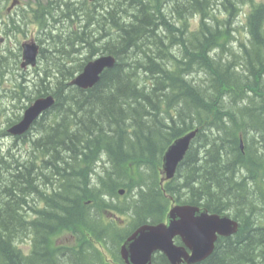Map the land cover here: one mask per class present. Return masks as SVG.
<instances>
[{
	"label": "trees",
	"instance_id": "16d2710c",
	"mask_svg": "<svg viewBox=\"0 0 264 264\" xmlns=\"http://www.w3.org/2000/svg\"><path fill=\"white\" fill-rule=\"evenodd\" d=\"M3 1L2 35L34 30L42 45L30 80L19 42L0 51V79L16 71L11 103L55 101L13 138L22 157L0 154V264H122L126 234L103 213L157 222L170 200L240 222L200 264H264V0H29L12 15ZM99 55L115 63L98 82L70 85ZM194 129L175 179L161 185L164 150ZM121 188L137 190L111 208ZM61 235L78 246H56Z\"/></svg>",
	"mask_w": 264,
	"mask_h": 264
},
{
	"label": "water",
	"instance_id": "95a60500",
	"mask_svg": "<svg viewBox=\"0 0 264 264\" xmlns=\"http://www.w3.org/2000/svg\"><path fill=\"white\" fill-rule=\"evenodd\" d=\"M21 49V67L34 66L39 47L34 42H25ZM114 63L113 57L100 56L88 62L70 84L80 89L91 88L98 82L100 74ZM53 103L52 96L36 99L23 112L21 120L8 129V133L13 136L24 134ZM195 134L196 131H192L177 138L165 151L162 172L166 180L174 177ZM237 228L238 224L227 216L209 214L197 206L176 205L169 210L166 223L137 228L121 245L120 256L125 264H151L152 254L161 252L170 264H196L210 256L217 236H231ZM175 237L180 238L181 246L174 244Z\"/></svg>",
	"mask_w": 264,
	"mask_h": 264
},
{
	"label": "rangeland",
	"instance_id": "374dc122",
	"mask_svg": "<svg viewBox=\"0 0 264 264\" xmlns=\"http://www.w3.org/2000/svg\"><path fill=\"white\" fill-rule=\"evenodd\" d=\"M19 1H20V6H22V7L28 2V0H19ZM257 1L262 2L263 0H257ZM1 2H0V5H1ZM10 4H11V0L6 2V6H10ZM55 17L56 18L57 17L62 18V15L57 14ZM91 23H94V20H92ZM93 25L94 24L90 25L88 27V30H91V28H93ZM68 26L69 25H67L65 29H68ZM27 33H29V32H27ZM34 36L36 38V35H34ZM28 37H29L28 35L23 36V37L18 36V35H15V37H14V35H11V37L9 38L8 41H2L1 42L0 51L2 49L4 50L5 48L14 49V47L17 46V44H16L17 42H19V44H20L22 41L27 40ZM30 72H31V70L26 72L27 76H28V77H26V79L30 80L33 77L32 75L29 74ZM13 75H16V71H14L12 75L9 74L8 76L4 77L3 79H0V154L1 153L7 154V152H14L16 157H20V156L22 157L25 154L24 151L26 150V147L24 145H22V142H19L18 145L20 144V146L16 147L14 145L13 139L9 135H7V133H6V125H7V121H8L7 119H9V118L13 119L14 115L21 116L23 110L19 111V110H17L16 107H17V105H19V106L24 105V103H22L21 101L19 102L20 104H17L16 106H15L16 102H15V104H12L10 99H12L13 101L16 99H14V97L11 94H9V92L7 93V91H9L14 86ZM19 81H20V79L17 80V82H19ZM34 134L35 133L33 132L32 135H34ZM159 176H161V174H159ZM135 190H137V189H134L132 191L130 197L126 196L127 191H126V193H124V195H119L117 198L114 199V201H112V204L111 203L109 204V206L111 208H114V207H118L119 205H122V204H118L119 202H124V201L129 202L132 198H134V194L136 193ZM245 191H246V189H245ZM109 201H111V200H109ZM132 201H135V199H133ZM98 208L99 207L96 206L93 210H91V211H93L92 212L93 217H96V218L99 217V209ZM258 208H264V207H258ZM112 215L116 216L117 217L116 220L119 221L118 223H114L117 228L120 227V228L124 229L127 227L128 223H129L128 217H130V215H128V217H127L126 214L115 213V211H113L112 209L111 210L109 209L107 214L103 213L102 217H103L104 221L108 222L109 220H111ZM132 215L134 218H136L134 212H132ZM259 217H260V219H262L261 218L262 216L259 215ZM134 218H132L133 221H135ZM120 219L122 220L121 223H120ZM136 220H137V218H136ZM261 222H264V221L261 220ZM67 241H71L70 235H61L55 239V242H57V243H55V245H64L67 243ZM63 264H70V262L69 261H63Z\"/></svg>",
	"mask_w": 264,
	"mask_h": 264
},
{
	"label": "flooded vegetation",
	"instance_id": "af4514ba",
	"mask_svg": "<svg viewBox=\"0 0 264 264\" xmlns=\"http://www.w3.org/2000/svg\"><path fill=\"white\" fill-rule=\"evenodd\" d=\"M252 160H254L251 156H249V158L246 160L247 161V163H249V165L251 164V161ZM256 177L254 178V179H252L251 181V184L250 183H247V185H245V187L247 186V196H249V194L250 193H252V194H254V190H253V188H254V183L256 182ZM263 190H264V185H263ZM258 210H259V208H258ZM238 221V220H237ZM239 222V221H238ZM240 223V222H239ZM210 257V256H209ZM208 257V258H209ZM207 258V259H208ZM164 257L163 256H153L152 257V264H158L159 262L160 263H162V262H164ZM166 260V259H165ZM253 262H256L255 261V259L253 260ZM166 263H167V261H166ZM263 263V262H262ZM168 264V263H167ZM212 264V263H211Z\"/></svg>",
	"mask_w": 264,
	"mask_h": 264
},
{
	"label": "bare ground",
	"instance_id": "6f19581e",
	"mask_svg": "<svg viewBox=\"0 0 264 264\" xmlns=\"http://www.w3.org/2000/svg\"><path fill=\"white\" fill-rule=\"evenodd\" d=\"M8 135V134H7ZM15 149V148H14ZM9 156V155H8ZM64 261H69L70 264H73V262L70 259H65ZM74 261V260H73Z\"/></svg>",
	"mask_w": 264,
	"mask_h": 264
}]
</instances>
